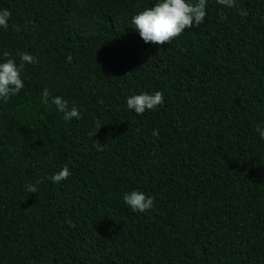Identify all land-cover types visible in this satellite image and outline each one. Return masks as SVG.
<instances>
[{
  "label": "trees",
  "instance_id": "obj_1",
  "mask_svg": "<svg viewBox=\"0 0 264 264\" xmlns=\"http://www.w3.org/2000/svg\"><path fill=\"white\" fill-rule=\"evenodd\" d=\"M157 2L0 0V63L37 60L0 100V264H264V0H207L204 22L164 45L131 24ZM156 91V109L127 108ZM132 190L153 209L133 212Z\"/></svg>",
  "mask_w": 264,
  "mask_h": 264
},
{
  "label": "clouds",
  "instance_id": "obj_2",
  "mask_svg": "<svg viewBox=\"0 0 264 264\" xmlns=\"http://www.w3.org/2000/svg\"><path fill=\"white\" fill-rule=\"evenodd\" d=\"M222 6L232 8L236 6V0H216ZM207 0H158L154 6L145 8L131 18V24L138 31L140 38L145 43L155 45L171 44L173 40L185 32V29L199 27L207 15ZM241 16H247L248 13L244 9H239ZM11 12L7 9H0V27L7 29L8 21L11 18ZM5 57H10V53L4 52ZM20 63L17 64L15 59L7 58L5 62L0 63V100L8 102V100L17 95L24 88V81L21 73L25 64L37 63L36 57L28 53H18ZM68 61L71 62L69 56ZM50 93L47 88L43 90V104L49 103ZM51 103L56 109L63 113L65 121L73 118L79 120L81 118L80 110L73 104L69 107V102L61 96L51 98ZM127 108L134 110L137 115H142L146 110H153L164 103V94L156 91L153 94L140 93L127 98ZM102 124L97 122L93 129L90 130L89 136H95ZM261 139H264V127L257 125L255 128ZM153 136L158 137V131L153 130ZM96 142L97 150L102 151L104 145ZM71 175L67 165H65L58 173L49 177L53 183H59L66 180ZM42 181H37L41 183ZM25 190L29 193H35L37 188L33 184L26 186ZM123 202L133 211L146 213L153 209L155 201L153 197L146 196L145 193L137 190L127 192L122 197ZM69 226L74 227V223L68 220Z\"/></svg>",
  "mask_w": 264,
  "mask_h": 264
}]
</instances>
